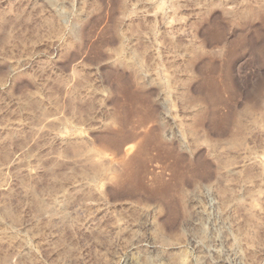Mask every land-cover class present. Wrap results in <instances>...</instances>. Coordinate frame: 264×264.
Returning <instances> with one entry per match:
<instances>
[{
  "label": "rangeland",
  "instance_id": "obj_1",
  "mask_svg": "<svg viewBox=\"0 0 264 264\" xmlns=\"http://www.w3.org/2000/svg\"><path fill=\"white\" fill-rule=\"evenodd\" d=\"M0 264H264V0H0Z\"/></svg>",
  "mask_w": 264,
  "mask_h": 264
}]
</instances>
